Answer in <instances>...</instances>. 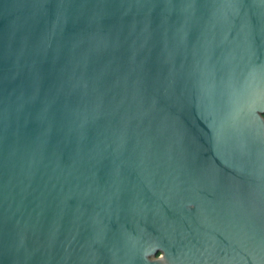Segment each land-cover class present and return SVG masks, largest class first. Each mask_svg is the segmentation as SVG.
<instances>
[{
  "label": "water",
  "instance_id": "1",
  "mask_svg": "<svg viewBox=\"0 0 264 264\" xmlns=\"http://www.w3.org/2000/svg\"><path fill=\"white\" fill-rule=\"evenodd\" d=\"M0 264H264V0H0Z\"/></svg>",
  "mask_w": 264,
  "mask_h": 264
}]
</instances>
